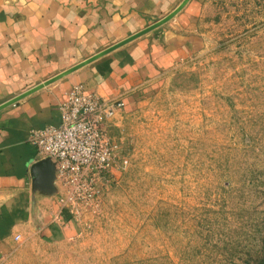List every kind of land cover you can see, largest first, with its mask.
<instances>
[{
    "label": "rangeland",
    "instance_id": "1",
    "mask_svg": "<svg viewBox=\"0 0 264 264\" xmlns=\"http://www.w3.org/2000/svg\"><path fill=\"white\" fill-rule=\"evenodd\" d=\"M201 4L189 57L109 128L112 188L0 264H264V0Z\"/></svg>",
    "mask_w": 264,
    "mask_h": 264
},
{
    "label": "crops",
    "instance_id": "2",
    "mask_svg": "<svg viewBox=\"0 0 264 264\" xmlns=\"http://www.w3.org/2000/svg\"><path fill=\"white\" fill-rule=\"evenodd\" d=\"M186 0H0V108L172 15ZM202 0L170 22L0 111V258L32 233L53 238L73 217L62 189L37 187L32 130L58 127L75 86L122 100L124 112L151 78L189 57ZM121 114L120 118L123 116Z\"/></svg>",
    "mask_w": 264,
    "mask_h": 264
},
{
    "label": "built area",
    "instance_id": "3",
    "mask_svg": "<svg viewBox=\"0 0 264 264\" xmlns=\"http://www.w3.org/2000/svg\"><path fill=\"white\" fill-rule=\"evenodd\" d=\"M124 110L122 100L87 94L78 85L60 106L61 124L31 132L29 142L39 158L49 159L55 166L63 193L59 203L74 220L80 211L96 207L114 184L122 149L111 138L109 128Z\"/></svg>",
    "mask_w": 264,
    "mask_h": 264
},
{
    "label": "water",
    "instance_id": "4",
    "mask_svg": "<svg viewBox=\"0 0 264 264\" xmlns=\"http://www.w3.org/2000/svg\"><path fill=\"white\" fill-rule=\"evenodd\" d=\"M191 0H186L183 5L181 7H179V9H177L172 15L168 16L167 18H165L164 20L160 21L159 23L145 29L144 31L134 35L133 37H130L129 39L111 47L110 49L106 50L105 52L101 53L100 55L86 61L85 63H82L80 65H78L77 67L71 69L70 71L52 79L51 81H49L48 83H46L45 85H41L40 87H37L25 94H23L22 96L18 97L17 99L11 101L10 103L6 104L5 106L0 108V111L3 110L4 108H7L11 105L16 104L17 102L27 98L28 96L34 94L35 92L50 86L52 84H54L55 82L59 81L60 79H62L63 77L72 74L76 71H78L79 69L93 63L94 61L109 55L111 53H113L114 51L130 44L131 42L159 29L160 27L164 26L165 24H167L168 22H170L173 18H175L186 6L187 4L190 2ZM32 178L34 181V184L41 188V189H45V190H53V184L56 181V173H55V166L54 164L49 160V159H44L39 161L37 164H35L32 168Z\"/></svg>",
    "mask_w": 264,
    "mask_h": 264
}]
</instances>
